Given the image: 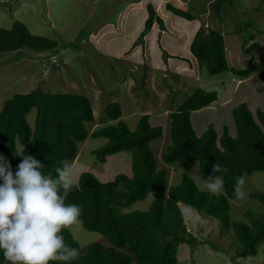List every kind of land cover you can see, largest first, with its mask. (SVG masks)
Here are the masks:
<instances>
[{"label": "trees", "instance_id": "trees-1", "mask_svg": "<svg viewBox=\"0 0 264 264\" xmlns=\"http://www.w3.org/2000/svg\"><path fill=\"white\" fill-rule=\"evenodd\" d=\"M142 1L146 18L132 47L143 44L141 35L150 32L152 25L157 26L158 34L166 29L155 5L150 0ZM6 3L0 1V5ZM187 6L182 9L166 4L164 7L171 14L192 23L196 17L187 12ZM203 28L204 25L200 24L194 33L188 44V53L198 61L199 67L204 66L208 76L230 71L238 80H245L255 73L264 80V69L261 70L259 63L253 59L243 69H229L222 35L214 28H208L203 37ZM170 29L167 27V31ZM252 38L251 34L245 37L243 45L246 46ZM180 39L181 42H188L186 36ZM258 46L254 42L244 51L250 54L252 50H258ZM56 47L55 40L32 34L20 22H14L9 29L0 28V54L23 48L40 53L53 51ZM229 83L232 84V81ZM232 96L233 91L218 107L233 122V133L225 125L218 136V129L210 123L205 131L197 135L190 116L212 104L216 105L217 93L201 87L193 89L170 115V144L160 155V161L166 165L197 161L202 178L221 176L223 191L217 195L199 190L187 175L182 176L178 185L168 186L166 171L158 168V159L149 145L152 140L161 137L162 129L159 125L150 124L148 114H142L135 130H130L120 119V105L108 103L104 107V125L90 132L86 124L93 123V111L89 99L81 94H57L38 88L4 101L0 110V156L4 157V163L11 165L15 175L23 160L22 156L16 155L19 147L25 155L33 156L44 165V174L55 178V169L63 162H71L77 154L78 143L89 136L106 139L102 146L91 152L99 162L105 163L109 156L117 155L113 164L118 166V175L111 181L101 182L92 173L82 172L65 201L80 206L82 227L100 234L108 243L104 245L94 241L82 248L64 229L62 235L65 242L79 251L78 257L68 264H178L176 252L179 244L194 246L204 242H197L194 236L185 232L178 203L218 220L222 229L232 231L236 241L235 254L241 258L254 257L258 253L259 242L264 239V213L255 215L246 211L243 213L246 219L231 220L230 200L236 198V177L264 170V109L247 104L246 96L232 103ZM32 111L34 116L30 123L27 116ZM215 163H219L224 171L213 173ZM122 164L126 168L128 166L130 174L121 172ZM107 166L113 167L109 163ZM149 194L153 198L148 209L127 211L132 204L144 200ZM252 196L264 209V193ZM0 264H8L2 252Z\"/></svg>", "mask_w": 264, "mask_h": 264}, {"label": "rangeland", "instance_id": "rangeland-1", "mask_svg": "<svg viewBox=\"0 0 264 264\" xmlns=\"http://www.w3.org/2000/svg\"><path fill=\"white\" fill-rule=\"evenodd\" d=\"M0 1L7 2L0 5V28L9 29L17 21L32 34L57 42L53 51L36 53L23 48L20 52L0 54V110L3 102L12 96L27 94L38 88L57 94H81L89 99L93 111V123L86 124L90 132L104 125V107L108 103L120 105V119L130 130H134L142 114L149 113L148 118L152 123L153 118L160 117V114L169 115L193 89L201 87L206 91H216L218 105L212 104L210 107H214L213 110L199 113L201 117L192 113L191 122L199 117L200 126L211 123L222 130L226 125L227 130L233 133V122L218 107L220 102L223 104L224 99H228L231 91L232 103L246 96L247 104L264 109L263 97L261 100H252L247 93L248 90L256 92L257 81L249 79L250 83L240 86L236 84V79L233 84L235 77L230 72L210 77L202 64L199 67L198 61L188 53V43L192 38L190 28L193 25L189 21L168 14L169 17L165 16L164 21L168 28L171 27V33H155L154 36L150 31L141 35L143 44L132 47L135 36L142 31V27L135 28L136 23L142 26L146 18L144 4L139 6L133 0ZM155 8L163 16L162 3L158 5L157 2ZM212 9L213 6L206 4V0H191L186 7L188 13L198 17L199 22L195 23L198 25L201 24L200 16ZM219 10L218 16L209 15L205 25L222 35L227 65L236 69L234 59L237 52L241 51L239 36L242 39L250 34L255 37L263 30L264 0H239L230 6L222 2ZM100 23H104L103 26L96 27ZM179 28L188 30L187 43L181 42L180 37L185 33L177 30ZM236 29L240 30L239 34ZM257 41L258 50L252 53L261 55L259 58L262 63L259 65L263 68L264 36L259 35ZM239 67L243 69L246 65L241 64ZM33 116L34 111L28 114L27 121L32 123ZM105 142L106 139L102 137L89 136L78 143L76 161L69 163L80 169V173H92L101 182L111 181L119 174L118 166H113V171H109L106 165H112L117 155L109 156L105 163H101L91 154L92 150ZM153 142L150 148L154 152ZM155 153L158 154L157 151ZM128 170L127 166V173ZM121 172H126L124 164ZM183 175L189 176L199 190L206 191L203 184L208 178L199 175L197 161L179 163L169 175L168 184L178 185ZM243 177L246 198L230 200V218L234 221L246 219L243 217L246 211L254 212L255 215L264 213L262 204L251 197L252 194L264 193V170ZM2 182L0 179V184ZM151 199L149 195L128 209L146 210ZM178 206L182 209L185 231L196 236L197 240L206 242L196 243L195 246L179 244L176 252L178 264H264V239L259 242L258 253L254 257H238L234 251L236 241L231 230L225 231L218 220L198 215L192 208L191 218H188L183 209L187 207L182 203ZM67 230L82 248L94 241L108 244L100 234L86 231L82 225L75 233Z\"/></svg>", "mask_w": 264, "mask_h": 264}, {"label": "clouds", "instance_id": "clouds-1", "mask_svg": "<svg viewBox=\"0 0 264 264\" xmlns=\"http://www.w3.org/2000/svg\"><path fill=\"white\" fill-rule=\"evenodd\" d=\"M188 5H190V3ZM206 14L207 13L202 15L204 16V22H201V24L204 25V28L208 29L209 26L205 25L208 19ZM196 18L194 19L195 22H192L196 23ZM154 25L151 26L150 31H152ZM199 26L200 25H198V27ZM165 31H167V26L162 32ZM254 42H249L246 46L248 47ZM246 46L243 45V51ZM252 52L253 50L251 53ZM245 54L250 55L248 53ZM249 60L250 58L248 62ZM228 68L231 69V67ZM263 69L264 68H261V70ZM230 73L232 74V72ZM233 80L235 81V78H233ZM240 82H242V80L236 79L237 85L241 84ZM175 105L176 104H174V107ZM176 110L177 108H174L168 115L169 122L171 120L170 115ZM161 129L163 132L162 127ZM218 131L219 136L222 130ZM16 155L22 156L23 160L18 165V171L15 172V175L11 171V165L4 163V157L0 156V179L3 181V183L0 184V252L3 253V257L8 264H51V262L56 261L68 264V262L78 257L79 251L77 248L70 247L65 242L62 232L64 229H70L74 233L80 230L82 209L76 204H67L65 201L76 183V178L80 174V169L68 162H63L62 166L55 169L56 176L53 178L51 174L46 175L42 172L44 165L40 161L31 155H25L21 148L18 147L16 149ZM76 156L73 158L75 161ZM212 171L213 173H219L224 171V169L219 163H215L212 167ZM235 179L236 185L234 188V195L238 200H243L246 198L243 187L245 179L242 176L236 177ZM203 187L211 194L217 195L223 191V179L218 175L209 176L208 180L204 182ZM183 206L186 205L183 204ZM186 207L184 212L187 214L188 218H191V206ZM178 208H180V206H178ZM127 211L132 210L128 209ZM179 211L181 213L180 209ZM197 214L204 216L198 212ZM185 232L190 234V232ZM194 237L196 238V236ZM198 241L199 240H197V242ZM195 245L196 243L194 246Z\"/></svg>", "mask_w": 264, "mask_h": 264}, {"label": "crops", "instance_id": "crops-1", "mask_svg": "<svg viewBox=\"0 0 264 264\" xmlns=\"http://www.w3.org/2000/svg\"><path fill=\"white\" fill-rule=\"evenodd\" d=\"M231 1L232 0H221V1L217 2V0H206V4L208 3V4H210V5L213 6V9L212 10H209V12H207L206 17L209 18V15H211V14H213L214 17L216 15L218 16L219 15V11H220L219 9L221 7V3L222 2H225V3H227L230 6L231 3L229 4L228 2H231ZM233 1L234 2L236 1L237 2L239 0H233ZM145 2H147V1L145 0ZM150 2L153 3L154 5H156L157 2H158V5L160 3H162L163 9L161 11H163L162 12V15H163L162 17L164 18V20L166 19L165 16H168V14L169 15H173L169 11L165 10V7L164 6L166 4H171L173 6H176L177 8L180 7V8L183 9L185 6H187L190 3L189 0H150ZM138 3H139V6H142V3H144V2L142 0H140V1H138ZM157 11L159 12L160 10L157 9ZM173 16H175V15H173ZM175 17H177V16H175ZM138 21H139V18H138ZM194 22H192L193 25L190 28V30L192 32L191 33L192 34V37H193L194 33L196 32V30L198 29V24H195ZM139 25H141V23L140 24L139 23H136V27L135 28H137V27L140 28L141 26H139ZM177 30L182 31L183 33H185V35H183V36H186L187 37V35H188V30L187 29L179 28ZM236 30L238 31V34H239V31L240 30H238V29H236ZM168 32L171 33V29H170V31H165V32H162V33L166 34ZM152 33L155 36V33H157V27L154 26L152 28ZM180 33L181 32H179V34ZM164 34H163V36H165ZM259 35H261L262 37L264 36V25H263L262 32L260 34L256 35L255 37H253L250 42H254V41L258 42L257 39H258ZM175 38H178V36L175 37ZM238 40L240 41L239 48H240L241 51L237 52V57L234 59V61L236 62V67L237 68H240L239 66L241 64L247 65L249 58L250 59H253L254 61H257V63H262L261 62L262 59L259 58V56H261L259 53H256V54L251 53L250 55H246L244 53V51H243V46L241 45V42L243 44L244 39H242L239 36ZM258 44H259V42H258ZM263 56H264V54L262 55V57ZM263 65L264 64H262V66ZM249 79H253L252 81H257L258 82V86H257L256 92H253L251 90H248V92H247L248 93V96L252 100H258V99L261 100L262 97L264 98V80L259 79L258 76H257V74H253L250 77L246 78L245 80H242V82H240L241 84H238V85L241 86V85L250 83L251 81ZM252 97H254L255 99L252 98ZM213 109H214V107L213 108H211V107L205 108V109H202V110L198 111L197 114H198V116H200L202 114H199V113L203 112L204 110L211 111ZM160 115H161L160 117L159 116H156L155 119L153 118V122L152 123H154V124H152L149 121L151 125H159V126H161L163 128L162 136L160 138L154 140V142L152 144L153 145V150H154L153 153H154L155 158L158 159V168L164 169L166 171V173H167V180H169L171 178V177H169V175L170 176L172 175V170H175L176 169V166H179V164L166 165L162 161H160V155H161V153L165 151L166 147L169 145L168 143H170L169 135H168V132H167V125H168V122H169L168 114L163 113V114H160ZM197 119L193 120L191 122V125H192L193 129L196 131L197 135H199L203 131H205V129L207 128V126L210 123H206V124L200 126L201 121L199 120V117ZM215 128L217 129V127H215ZM150 145H151V143H150ZM156 151L158 152V154L155 153ZM112 166H114V164H112ZM121 166H123V164ZM106 169L109 170V171H113V168L111 166H107ZM125 173L126 174H130V172L127 173V168H126V172ZM169 185H171V184H169ZM183 209H186V208L183 207Z\"/></svg>", "mask_w": 264, "mask_h": 264}, {"label": "water", "instance_id": "water-1", "mask_svg": "<svg viewBox=\"0 0 264 264\" xmlns=\"http://www.w3.org/2000/svg\"><path fill=\"white\" fill-rule=\"evenodd\" d=\"M200 21H201V22H204V16H201V17H200ZM207 33H208V29L204 28V29H203V37H204ZM64 66H65V65H64Z\"/></svg>", "mask_w": 264, "mask_h": 264}]
</instances>
